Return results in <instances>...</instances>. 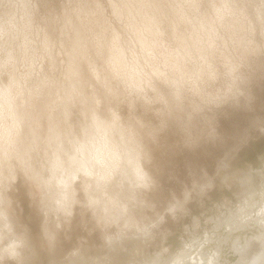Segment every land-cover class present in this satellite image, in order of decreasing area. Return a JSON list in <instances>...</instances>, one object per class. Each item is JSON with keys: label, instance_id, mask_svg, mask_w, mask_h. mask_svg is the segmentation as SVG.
Here are the masks:
<instances>
[{"label": "rangeland", "instance_id": "1", "mask_svg": "<svg viewBox=\"0 0 264 264\" xmlns=\"http://www.w3.org/2000/svg\"><path fill=\"white\" fill-rule=\"evenodd\" d=\"M93 67L115 91L130 84L152 100L179 89L200 102L196 131H161L149 163L103 199L84 193L86 163L64 152L105 91ZM10 84L18 138L30 156L52 145L56 158L41 169L0 152V264H192L210 231L235 261L238 232L259 230L253 216L214 226L264 200V0H0V91ZM248 169L258 188L244 197L223 175Z\"/></svg>", "mask_w": 264, "mask_h": 264}, {"label": "clouds", "instance_id": "2", "mask_svg": "<svg viewBox=\"0 0 264 264\" xmlns=\"http://www.w3.org/2000/svg\"><path fill=\"white\" fill-rule=\"evenodd\" d=\"M8 70L6 60L5 73ZM92 73L105 91L99 94L93 91L80 131L64 147V152L70 154L75 151L86 163L87 174L81 176L84 193L103 199L121 195L136 169L149 163L156 149V137L161 131L171 136L194 133L200 102L194 93L182 94L179 89L173 90L167 98L152 100L147 99L143 89L130 84L122 91H115L100 81L95 67ZM77 75V72L70 71L67 77L70 86L71 78ZM11 87L10 84L0 91V99L3 100V108L0 109L3 120L0 152L4 163L9 165L16 160L22 165L28 163L45 169L56 158V151L49 145L42 155H29L30 149L18 138ZM156 104H162V107L157 108ZM124 106L127 107L126 112ZM153 116L167 120L154 123Z\"/></svg>", "mask_w": 264, "mask_h": 264}, {"label": "bare ground", "instance_id": "3", "mask_svg": "<svg viewBox=\"0 0 264 264\" xmlns=\"http://www.w3.org/2000/svg\"><path fill=\"white\" fill-rule=\"evenodd\" d=\"M223 179L229 182L234 181L235 182L234 184L239 185L244 197L252 196V194L258 188L255 174L252 173L250 169L245 171L243 170L241 172H233L231 174L228 171L227 172L225 171L223 175ZM251 202L252 201L250 200L249 203H243V205H239L236 208L237 211L234 214L230 215L229 217L226 214H224L221 219H218L217 225L214 226L215 229H226L227 232L228 231L231 232L233 228L246 227L244 223L251 221L253 217L255 218L254 223L256 222V224H258L259 230L256 231L251 229V232L248 233V235L247 234L243 235L244 232L242 231L238 232L240 235L235 237L232 244L230 245V248L232 249L231 254L233 255L236 254L237 259L234 261L233 260L234 258H231L232 260L230 261L229 257L223 255L222 248L224 246L222 245L221 242L220 244H217L218 237L215 236V234L217 233H211L210 231L209 236H207L206 234L200 237L199 240H194L193 243H195L196 247H194L195 246L194 245L193 250H191L189 254H191L192 252L195 253L198 252V253L192 257L191 259L193 260L192 264H264V206L263 207L261 206V203H263L264 200L260 198L259 202H257L258 203L257 207L253 206V204L255 203L251 204ZM213 230L212 232H214ZM228 239L230 240L231 238L227 235L225 241H227ZM202 243H204V245ZM216 244L218 245V247L216 246V249H214ZM179 258L180 257H178V259ZM129 259H130L129 257L128 259L127 258H125V260L123 259L124 262L122 263L117 258L116 262L117 263L120 262V264H135V262ZM183 263H186V261H184ZM138 264H170V262L162 260L157 255H149L141 258Z\"/></svg>", "mask_w": 264, "mask_h": 264}]
</instances>
